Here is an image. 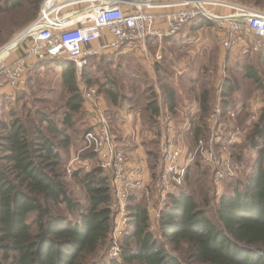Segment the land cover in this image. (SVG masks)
<instances>
[{
    "label": "trees",
    "instance_id": "1",
    "mask_svg": "<svg viewBox=\"0 0 264 264\" xmlns=\"http://www.w3.org/2000/svg\"><path fill=\"white\" fill-rule=\"evenodd\" d=\"M245 1L253 7L264 8V0ZM40 2L0 0V14L24 6L36 11ZM195 22L190 24V28L212 26L205 19ZM256 54L264 57V47ZM111 56L119 55L106 54L95 58ZM128 57H122V60ZM62 60L48 59L35 64L25 82L26 85L43 63L57 61L61 85L68 93L63 104L65 111L60 119L56 120L43 110L35 109L25 116L13 114L9 121L0 120V264H264V107L251 121L254 123L246 127L248 149L255 151L252 173L248 178L239 179L236 174L221 181H229L230 188L216 200L214 185L206 187L205 182L207 176L211 184L220 182L214 181L212 172L202 165L197 156L185 166L182 182L168 193L164 201L154 197V183L152 187L148 186L147 193L137 189L128 197L125 207L127 220L118 240V254L108 259L100 258L99 254L111 240L114 228L112 206L115 196L111 175L97 163L89 171L74 170L71 178L83 191L82 201L77 200L67 187L64 151L73 138V114L84 110V101L74 64ZM165 66H161L163 72L155 81L159 85L163 106L174 116L175 136L180 143H184V147L189 145L190 153L198 140L208 141L211 137L212 130L208 126L210 93L202 86L195 97L197 110L186 117H179L181 102L176 89L168 81L173 73L167 64ZM97 69L101 70L102 67ZM91 75V68L83 71L82 78L86 84L98 82ZM246 76L264 95V84L257 72L251 69ZM101 79L106 82H100V90L111 106L120 108L124 102L131 104L130 95L113 89V79L107 74ZM234 89L229 79H225L220 88L215 104L220 108L216 117L218 125H215L220 136L215 148L226 150L238 163L234 154L237 139L231 140L229 136L230 131L236 128L230 123L239 112L235 103L229 100ZM157 92L146 95L140 105L143 123L148 133L155 137L146 142L154 181L160 173L158 138L163 132L159 120L160 94ZM187 92L190 93V88ZM246 151L241 149L237 153L239 158ZM80 157L96 161L95 154L90 151L82 152ZM191 171L198 172L199 177H195V187L190 192L187 188ZM196 189L202 197L200 202L194 196ZM210 192L213 193L211 196ZM149 204L156 210L159 236L151 229ZM209 208L214 210L215 221L207 214ZM30 213H35L33 223L27 222ZM167 244L179 255L171 253Z\"/></svg>",
    "mask_w": 264,
    "mask_h": 264
},
{
    "label": "built area",
    "instance_id": "2",
    "mask_svg": "<svg viewBox=\"0 0 264 264\" xmlns=\"http://www.w3.org/2000/svg\"><path fill=\"white\" fill-rule=\"evenodd\" d=\"M197 19L212 23L217 42L225 51L257 53L264 47V11L239 0H41L32 22L14 40L0 48L15 45L1 60L0 89L6 88V92H10L22 88L34 65L48 59H68L80 74L90 59L100 55H125L137 51L139 55L151 58L149 46L178 35ZM12 54L14 57L10 59L8 56ZM5 58L9 60L4 61ZM159 58L160 48L151 59ZM82 97L90 113V126L82 136L79 153H94L99 166L110 173L114 183L133 177L97 89L83 86ZM219 113L220 108L216 106L208 118L212 130L209 140H198L184 160V147L178 142L174 128L170 123L166 124L157 178L160 201H164L168 193L182 182L185 166L197 156L212 172L216 182L241 171L242 165L234 162L226 150L215 148L220 136L215 128ZM238 133L237 130L230 131V139L236 140ZM79 153L68 162V174L81 167ZM124 189L116 190L120 210L112 231L111 256L118 254L116 235L122 234L127 220Z\"/></svg>",
    "mask_w": 264,
    "mask_h": 264
},
{
    "label": "rangeland",
    "instance_id": "3",
    "mask_svg": "<svg viewBox=\"0 0 264 264\" xmlns=\"http://www.w3.org/2000/svg\"><path fill=\"white\" fill-rule=\"evenodd\" d=\"M239 1L245 5H251L253 7L252 4L246 2L245 0ZM254 8L264 11V8L262 7L254 6ZM38 10L39 6L36 11L29 6H24L16 10L1 13L0 48L14 40L19 35L17 33L33 17H35V15H37ZM194 23L196 22L194 21ZM190 27L191 26L188 25L178 35H175L170 40H163L160 42L159 46L155 44L148 47V50L150 51L149 56L152 59L155 51L160 48V58L158 60L153 61L151 58L141 55L133 56L131 55V52L125 55H119L117 57L111 56L103 59H96L94 57L95 59L88 61V64L83 68V71L91 68V77L93 80L98 79V82L86 84L82 78L83 71L78 74L75 70L78 87L81 94L83 86L95 87L97 89L98 96L101 98L103 97L105 100L106 98L104 97V93L100 90L99 86L103 79H99L101 76L107 74L109 78L114 80L113 89L115 91H118L121 94H128V96L130 95V97H132V101L130 102L131 104L124 102V107L128 108L133 105L131 109L140 111V105L144 100V97L146 95L155 94V91L159 89L158 82L155 81V79L159 77L161 72H163V67L161 66H165L167 64L170 68L169 71L173 73V77L171 78L172 80L168 81H170L172 86L176 89L181 103H183L184 97L194 94L197 90H200L202 86L209 91V117L215 108V104L218 102V95L223 81L225 79H229L235 86L229 100L232 103H235V106L239 111L236 119L232 120V123H230L235 125L236 128L234 130L239 132L235 142L237 149L234 150V154L236 153L235 158L238 163L242 165V169L237 174L239 175V179L245 180L252 173L253 160L255 158V151L248 149V129H246V127L250 125L251 121H253L257 115L260 114L262 108L264 107V95L262 94V91L259 90L256 84L246 76V72L251 69L256 71L264 84V57L261 54H256L254 52L234 54L225 51L217 42L216 31L213 26H205L201 29H192ZM11 45L12 44H10V46ZM6 50L7 46L0 50V53L5 52ZM11 50L8 51V53L11 52ZM8 57L12 59L14 54ZM122 57H128V59L122 60ZM9 58H5L4 61H8ZM63 60L61 62L69 61L65 58ZM45 63H43L40 68L38 66L39 69L30 76L26 85L24 84L22 88L10 92H6V88L0 89V120L9 121L13 117V114L25 116L27 112L34 111L35 109L43 110V112L47 113L50 117L56 120L60 119L61 114L65 111L63 104L68 96V93L61 85L60 70L57 66V61H48ZM117 63L120 64L117 65L119 66V69L116 66ZM99 66L102 67L101 70L97 69ZM150 66L154 69H151ZM105 82L106 81H102L101 83ZM188 88H190L189 94L187 92ZM83 109L84 110L79 111V113L73 114V118L75 119L73 129H71L73 138L68 149L64 151V171L66 173L65 178L67 187L71 194L79 201L84 199L83 191L80 188V185L71 178L73 171H71L70 174L67 173V167L68 159L71 153L76 152L77 146H81L82 136L90 126V113L84 103ZM106 113L118 145H120L119 138L124 134H128L127 139L130 143L134 142V136H136L137 133L134 134L135 132L131 131L127 132L124 126L125 121L124 124L121 123L123 129L120 127H116V129L114 127V122H120L116 119L110 120L111 116H109L110 114H108L107 110ZM122 113L125 115L126 111H123ZM129 134L130 137H128ZM178 142L180 143V140H178ZM180 144L183 146L184 143L182 142ZM189 148V145L184 147L182 157L183 160L187 158L186 156L189 154ZM120 149L122 150L124 148L120 147ZM241 149L243 151L247 149V151L244 154L245 157L241 156V158H239L237 153L240 152ZM241 155H243V152H241ZM96 163L99 165L97 159L94 162L89 160L87 166L88 169L86 170L85 168H82L81 170L89 171ZM201 167L205 169V167ZM190 176L191 178L187 191L191 192L193 187H195L193 181L196 176H199L196 171H191ZM205 185L206 187L214 185L213 192H215L216 200L222 192H227L230 188L229 181L211 184L208 176ZM211 194L213 193L210 192V196ZM194 196L199 202L201 201L202 197L198 189L194 191ZM213 203L214 200L212 199L211 205H213ZM113 213L115 227L117 224L115 222V218L118 211L114 210ZM207 214L212 220H216L214 210L212 208L207 210ZM34 216L35 213L28 214L27 222L33 223ZM150 217L151 229L155 235L159 236V230L156 226V215L151 214ZM124 228L125 227H123V229ZM120 237L121 235H116L117 241ZM112 239L113 234L111 235V240L108 242L106 248L100 252V258L108 259L112 257L110 251ZM166 246L171 253L177 256L179 255L178 252H173L171 250L169 244Z\"/></svg>",
    "mask_w": 264,
    "mask_h": 264
},
{
    "label": "crops",
    "instance_id": "4",
    "mask_svg": "<svg viewBox=\"0 0 264 264\" xmlns=\"http://www.w3.org/2000/svg\"><path fill=\"white\" fill-rule=\"evenodd\" d=\"M160 42L162 41H159L158 45L160 44ZM14 47H15L14 44H12L11 46L10 45L7 46V50L5 51V53L7 54L8 51L13 49ZM131 55L138 56L139 54L137 51H134V52L131 51ZM151 69H154V68H151ZM169 80H172V79H169ZM157 91H159V89ZM198 93H199V90H197L194 94H191L192 96L187 95L186 97L183 98L184 101L183 103L180 104L181 107L179 106L178 108L177 115L179 117H186L188 114L191 115L193 112L197 110V104L195 102V97L198 96ZM102 98L100 97V101L102 102L103 106L106 108L108 114H110L109 115L111 116L110 120L116 119L118 122H120V123L114 122L115 124L114 127L115 128L120 127L123 129V126H121V123L124 124V121H125L124 126L126 128V131L135 132L134 134L137 133L136 136H134V142L132 143H130L127 139L128 134L127 135L124 134L119 138V143H120L119 146L124 148L122 150L124 154L126 155V157L128 158L127 165L134 174H133V177H128L126 180L122 181L121 183L120 182L114 183L111 177V186L113 188V192L115 196V202L112 206L113 210L118 211V212L120 210V205L118 203V198L116 196V190L120 189V187L121 188L124 187L125 188L124 190H126V204H127L128 197L130 195H133L137 191V189L147 193L148 186L152 187L153 183H154L153 186L155 189L154 197L156 199H159V195L156 189L157 180L154 181V179H152L151 170H150V166H151L150 159L151 158H150V155L148 154L147 146H146V142L150 141L151 139H154L155 137L153 134L148 133L149 131H147V128L145 124L143 123V120L141 117L142 113L139 110L136 111L135 109H131L130 107L126 108L124 107V105H122L120 108L113 107L110 105L108 101H106V99L104 100V98L103 99ZM159 99H160L159 102L161 103L159 120H160L162 131H163L161 133V136L158 138V146H159V151H160L161 141L166 131V124L170 123L169 125L175 128L176 122L174 120L173 114L170 113V111L165 105L163 106L161 94H160ZM179 101L181 102V100ZM187 110H189V112H187ZM123 111H126L125 115L122 113ZM128 137H130V134ZM184 141L186 140L184 139ZM79 148L80 146H77L76 152L71 153L68 159V162L71 160V158H73L75 155L79 153ZM79 161H80L81 167L78 169L85 168L87 170L89 160L81 158L80 153H79ZM126 204H125V207H126ZM149 214L150 216L151 214L156 215V210L154 206L151 204H149Z\"/></svg>",
    "mask_w": 264,
    "mask_h": 264
},
{
    "label": "bare ground",
    "instance_id": "5",
    "mask_svg": "<svg viewBox=\"0 0 264 264\" xmlns=\"http://www.w3.org/2000/svg\"><path fill=\"white\" fill-rule=\"evenodd\" d=\"M10 45V44H9ZM8 45V46H9ZM2 50V49H1ZM6 56V53L5 52H1L0 53V60H2L4 57Z\"/></svg>",
    "mask_w": 264,
    "mask_h": 264
}]
</instances>
